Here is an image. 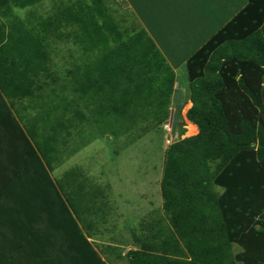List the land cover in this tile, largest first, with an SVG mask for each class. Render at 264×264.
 <instances>
[{
    "label": "trees",
    "instance_id": "trees-1",
    "mask_svg": "<svg viewBox=\"0 0 264 264\" xmlns=\"http://www.w3.org/2000/svg\"><path fill=\"white\" fill-rule=\"evenodd\" d=\"M40 1L0 6L30 8L25 19L16 18L9 51L0 19V54L12 60V93L31 92L34 110L21 116L30 124L25 131L0 90V114L13 121L16 139L5 165V177L13 176L0 191V264H109L95 247L100 223L89 219L98 203L92 197L99 196L77 168L61 183L52 176L62 147L75 129L112 140L149 122L161 130L182 118L189 100L185 118L199 132L166 149L163 214L154 212L131 232L128 264H264V0H247L188 58L185 94L145 27L129 36L101 0L62 1L47 16L33 7ZM40 31L43 39H78L80 58L62 77L23 80L29 71H51Z\"/></svg>",
    "mask_w": 264,
    "mask_h": 264
},
{
    "label": "rangeland",
    "instance_id": "rangeland-1",
    "mask_svg": "<svg viewBox=\"0 0 264 264\" xmlns=\"http://www.w3.org/2000/svg\"><path fill=\"white\" fill-rule=\"evenodd\" d=\"M101 1L120 29L129 30V36L135 35L143 27L145 22L141 15L125 0ZM34 8L38 9L37 12L43 16L53 11L52 6L47 7L43 4ZM24 12L21 11L22 16ZM42 31L36 33L37 38L45 45L49 44L44 49L46 51L45 65H58L55 70L58 71L61 68L60 65H72L73 62L77 64L75 59L80 58L79 45H81L78 39L73 37L43 39L38 37L45 34ZM189 47L191 51L193 45ZM160 50L167 58L170 56L162 49ZM176 72L177 83L182 85L180 91L185 94L189 85L186 66L182 65ZM189 108L184 106L182 118L175 123L172 117L161 130H159L160 127L155 128L153 122H149L141 125L142 131L139 130L138 133L134 131L131 135L122 136L117 140H112L113 135L99 137L89 129H85L84 132L81 130L80 133L75 129L76 135L70 137L68 144L62 147L60 167L53 176L59 178L60 173L65 174L74 168L82 173L79 180H85L87 189L99 196L92 197L98 202L94 205L93 209L96 213L93 212L95 214L92 216L100 223L101 230L98 236H103L116 252L121 250L117 247L121 244L123 247L130 248L129 242L134 241L131 232L142 230L143 219L151 222L157 215L159 217L163 214L164 200L160 183L164 172L165 153L166 149L180 136L184 138L194 135H188V122H186L188 120L185 114ZM181 128L187 129L184 135L179 134ZM108 187L110 190H106ZM100 199L105 201L103 205H100ZM154 212H157L156 216H153ZM124 264L128 263L124 261Z\"/></svg>",
    "mask_w": 264,
    "mask_h": 264
},
{
    "label": "crops",
    "instance_id": "crops-1",
    "mask_svg": "<svg viewBox=\"0 0 264 264\" xmlns=\"http://www.w3.org/2000/svg\"><path fill=\"white\" fill-rule=\"evenodd\" d=\"M62 1L67 0H41L37 5L43 4V6L53 7L59 6ZM126 3L133 7L141 18L145 22L143 27H146L150 36L154 39L159 49L165 54L170 55L167 59L170 65L176 70L182 65L186 66V61L188 58L202 45H204L223 25L231 21L237 14L246 6L247 0H125ZM15 3L9 2V0H0V6L7 7L14 5ZM35 5V6H37ZM33 6V7H35ZM32 9V8H31ZM20 10V12H19ZM30 8L20 9L16 7L12 8H1L0 10V19L6 23L7 27V37L5 43L2 47L6 46L7 51L11 50L14 45L13 36L11 35L16 31H12L13 26L17 23L16 18H26V15ZM38 10V9H36ZM21 11H25L23 16ZM52 10L49 15L52 14ZM39 14L38 12H36ZM41 15V14H39ZM43 16V15H41ZM143 16V17H142ZM27 38V37H25ZM12 39V40H11ZM14 44V43H13ZM193 49L190 51V47ZM67 46V45H64ZM68 47V46H67ZM67 50V49H66ZM12 62L8 54H0V69L3 73L0 74L1 81H5L6 84L0 83V90L5 97L6 102L8 103L10 109L12 110V115L16 117L21 123L23 129L26 131L27 126L24 119L29 118V115L32 113L30 108V99L29 94L31 92H25L22 97H15L12 91L13 88V76L10 71V63ZM58 65H51V71L46 72L44 69L41 72L35 70L33 72L29 71L26 76H23V80L26 78L35 79L37 82H43L50 77H62L63 72L66 68H70L74 65H60V69L55 71ZM65 69V70H64ZM177 73V72H176ZM4 75V79L2 77ZM20 79V78H18ZM22 80V81H23ZM70 81V80H69ZM68 82V81H66ZM76 84V83H74ZM2 85H6V89L2 88ZM34 85L31 89L32 91L38 89ZM73 83H71V88ZM41 89V88H40ZM72 90V89H71ZM28 93V94H27ZM70 98L72 99L74 92L70 91ZM27 94V95H25ZM25 96V97H24ZM184 106L192 107V102L189 100L185 103ZM189 108V109H190ZM187 109L186 112L189 110ZM186 115V114H185ZM22 117H27L21 119ZM28 122V121H27ZM189 124H193L189 121H186ZM29 123V122H28ZM26 124V125H25ZM195 125V124H194ZM196 126V125H195ZM199 132L198 127L196 126V133ZM28 134V133H27ZM15 127L13 121L9 124V118L6 114H0V191H3L4 186L9 182V177L13 176V173L5 177V174L9 171V168L5 165H9L12 154V151L15 147ZM53 173L60 167V163H55ZM7 167V168H5ZM59 172V171H58ZM54 177V176H53ZM64 174H59L54 177L57 183H61L63 180ZM106 190H110L109 187ZM1 193V192H0ZM93 219V218H89ZM97 224V223H96ZM95 221L93 222V231L95 227ZM101 230V228H100ZM96 231V230H95ZM99 231L94 233L95 235V247L99 254L101 255L104 261L109 262V264H124V261L128 263L127 258L125 257L127 251L132 247L131 244H128L130 248L121 244L119 247L121 250L116 252L111 248L112 245L107 243L105 239L99 237ZM94 242V241H93ZM123 247V248H121ZM32 264V263H31ZM35 264V263H34Z\"/></svg>",
    "mask_w": 264,
    "mask_h": 264
},
{
    "label": "bare ground",
    "instance_id": "bare-ground-1",
    "mask_svg": "<svg viewBox=\"0 0 264 264\" xmlns=\"http://www.w3.org/2000/svg\"><path fill=\"white\" fill-rule=\"evenodd\" d=\"M196 133V126L194 124L188 125V135L195 134Z\"/></svg>",
    "mask_w": 264,
    "mask_h": 264
},
{
    "label": "clouds",
    "instance_id": "clouds-1",
    "mask_svg": "<svg viewBox=\"0 0 264 264\" xmlns=\"http://www.w3.org/2000/svg\"><path fill=\"white\" fill-rule=\"evenodd\" d=\"M190 122V121H189ZM192 123V122H191ZM197 126V125H196ZM186 131H187V129H186ZM194 135H196V134H194ZM185 138V137H184Z\"/></svg>",
    "mask_w": 264,
    "mask_h": 264
}]
</instances>
